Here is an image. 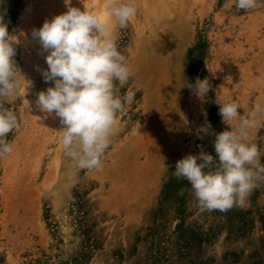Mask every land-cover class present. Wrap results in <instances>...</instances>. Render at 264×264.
<instances>
[{
  "label": "rangeland",
  "instance_id": "374dc122",
  "mask_svg": "<svg viewBox=\"0 0 264 264\" xmlns=\"http://www.w3.org/2000/svg\"><path fill=\"white\" fill-rule=\"evenodd\" d=\"M235 3L136 0L128 28L113 23L133 68L121 92L136 96L102 170L87 171L64 156L59 118L35 107L52 84L37 71L48 66L31 33L69 6L101 13L102 0H0L21 80L4 101L20 127L0 158V264H264V182L243 206L209 212L181 195L190 184L172 175L200 145L216 155L215 136L196 135L206 120L217 133L227 128L216 101L234 100L242 114L264 101V0L247 12ZM197 78L212 86L204 100L190 87ZM260 121L249 139L264 164Z\"/></svg>",
  "mask_w": 264,
  "mask_h": 264
},
{
  "label": "clouds",
  "instance_id": "9594fccd",
  "mask_svg": "<svg viewBox=\"0 0 264 264\" xmlns=\"http://www.w3.org/2000/svg\"><path fill=\"white\" fill-rule=\"evenodd\" d=\"M257 3L236 0L235 6L247 12ZM102 11L103 15L86 7L81 10L69 6L31 33L39 41L38 54L44 56L48 66H37V71L45 83L52 84L36 94L35 107L59 118V143L64 156L73 167L87 171L102 170V158L121 123L118 117L131 107L136 96L132 90L121 92L132 78L133 68L119 50L113 30V23L118 30L128 28L138 12L136 0H102ZM14 38L0 15V158L13 152L7 136L20 127L16 113L4 102L14 98L21 87ZM26 82L29 89L31 81ZM190 87L200 100L212 88L207 78H197ZM216 102L218 115L227 128L217 133L206 120L196 132L199 139L215 136L216 155L200 145L197 155L189 153L176 162L172 175L190 184L181 195L188 191L202 211L226 212L243 206L264 182L260 149L249 139L252 130L261 124L264 101L255 102L246 114L238 111L240 105L234 100Z\"/></svg>",
  "mask_w": 264,
  "mask_h": 264
},
{
  "label": "bare ground",
  "instance_id": "6f19581e",
  "mask_svg": "<svg viewBox=\"0 0 264 264\" xmlns=\"http://www.w3.org/2000/svg\"><path fill=\"white\" fill-rule=\"evenodd\" d=\"M99 14L103 15V11L101 13H99Z\"/></svg>",
  "mask_w": 264,
  "mask_h": 264
}]
</instances>
